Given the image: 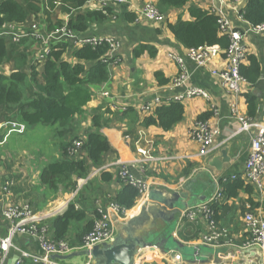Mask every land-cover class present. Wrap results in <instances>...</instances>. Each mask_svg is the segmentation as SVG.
I'll return each mask as SVG.
<instances>
[{
    "label": "crops",
    "instance_id": "0c3cea01",
    "mask_svg": "<svg viewBox=\"0 0 264 264\" xmlns=\"http://www.w3.org/2000/svg\"><path fill=\"white\" fill-rule=\"evenodd\" d=\"M35 1L39 6L38 17H33L34 13H32L29 20L31 24L20 26L25 31H30L32 26H39L41 33H49L58 26V22L67 23L76 15L103 10L99 5L89 1L81 8L70 1ZM145 1L156 5L158 0ZM247 2L248 0H192L181 9H171L161 21L150 22L142 17L143 4L138 0H132L129 5L111 4L108 7L112 9L114 15H108L102 21H91L88 34L115 37L121 45L117 63L109 67V82L90 89L92 98L84 107L85 114L76 116L72 124L75 125L77 133L86 136L94 131L93 115L104 112L108 108L113 112H124L128 108H133L140 116V123L131 124L117 120L113 114L106 115L110 123L101 130V133L108 139L111 151L106 154L104 165L99 169L91 165L88 175L83 179L74 177L72 191L65 194L61 192V187L59 192L52 193L40 183L42 168L50 161L60 160L61 156L60 143L55 144V147L52 144L55 157L48 159L46 151L47 149L51 151L50 139L45 141L40 134L39 146L34 149L41 158L39 166L28 165L30 169L23 171L21 167L15 168L17 164L14 162L12 166L8 164L5 167V173H0V232L6 234L9 226L2 216L3 209L8 205L23 206L26 203L30 204L29 202L43 201L45 203V207L43 206L41 210L31 205L38 216L45 218L44 224L47 223V225L49 220L63 214L70 203H75L78 209L87 212V221L96 220L95 212L106 211L110 203H114L116 194L123 188L124 183L118 177L122 167H126L135 178L146 182L150 191L157 189L168 195L180 194L181 203L187 204L184 210L209 201L217 190L218 180L232 175L237 176V174L244 180L243 169L253 135L241 134L229 141L228 136L237 125L232 117L233 106L237 107L241 115L264 124V36L253 34L244 36L247 58H256L262 67L261 77L256 84L251 85L244 81L241 85V94L234 95L211 73L213 70H226L228 64L223 55L213 58L206 68H200L191 60H187L186 71L190 76L191 85L206 90L210 99L192 98L181 102L184 107L183 120L168 132L156 126L145 128L141 122L146 116L154 114L158 108L152 106L149 111H145L144 108L148 104L157 98L166 100L168 95L182 92V89L170 91L168 85L161 86L156 78V73H161L170 82L176 78L181 68L169 58V54L176 52L179 55H185L187 51L169 31L168 24H174L180 19L193 21L190 9L195 7L203 11L215 12L228 21L233 30L245 32L251 26L241 15ZM128 15H135L136 20L133 21V17ZM7 44L9 49L18 48L12 50L17 55L18 52L27 55L29 64L42 65L39 57L42 56L43 48L38 45V41L26 38L19 45L8 41ZM80 46L73 42L71 49L69 48L70 50L65 54V60L75 63L76 61L70 57V51ZM140 46L154 48L157 52L156 56L150 57L148 53H145L139 58L135 57L134 50ZM14 64L12 59L5 62L0 66V74L9 76L11 70L15 69ZM249 64L247 60L244 62L246 66ZM248 95L254 96L258 102L256 114L252 117L249 116L246 98ZM206 113H211L207 123L221 132L217 138L218 142L226 141V143L213 154L202 157L200 156L201 147L192 140L190 132L199 117ZM57 127L39 126L34 130H27L24 134L13 133L1 148H7L12 158L15 153H20L22 149L26 150L29 141H36L35 134L47 131L51 134V131L54 133ZM49 128L51 131L47 130ZM53 135L55 137V134ZM23 152L26 154L25 151ZM141 152L147 153V157ZM35 156L31 155L37 161ZM84 156L86 157L85 154ZM163 158H171V160H161ZM97 170L100 172L96 173ZM104 172L112 173L115 179L110 183L103 182L101 176ZM6 182L10 183L9 191L4 188ZM47 194L49 196L46 198ZM224 196L225 201L218 204L219 221L215 224L218 230L227 231L228 237L222 239L220 246L216 248H203L200 259L208 260L210 264H264V251L257 247L244 249L250 239L244 221L245 214L252 212L249 211L248 203L250 195L246 191H241L237 199L228 198L225 193ZM252 198L261 205V209L253 213L264 216L262 211L264 210V183L262 193L255 189ZM145 201L146 196H141L136 206L128 211L125 221L116 222V236L124 234L130 237V233L123 230L131 218L138 216ZM175 224H173L174 227ZM83 225L79 224L72 229L69 236L70 242L76 241L75 235L80 232L79 229ZM173 225L169 226L159 221L157 228L161 234L160 237L169 235ZM211 232L212 228L208 220L204 215L199 214L196 222L185 223L179 228L177 239L191 248L201 247L202 240ZM18 241L26 250H39V245L34 239L23 237ZM245 250L251 252L242 258L240 254ZM78 260L82 264L88 262L87 257H75L63 260V263L77 264ZM136 264H172V262L157 249H148L142 252V256L137 257Z\"/></svg>",
    "mask_w": 264,
    "mask_h": 264
},
{
    "label": "trees",
    "instance_id": "16d2710c",
    "mask_svg": "<svg viewBox=\"0 0 264 264\" xmlns=\"http://www.w3.org/2000/svg\"><path fill=\"white\" fill-rule=\"evenodd\" d=\"M70 1L78 8L85 5L87 0H62ZM192 0H158L155 5L161 15H166L171 9H181ZM39 6L35 0H2L0 2V29L7 24L28 26L31 24L32 13L38 17ZM193 21L178 20L174 24H168L169 31L185 49H200L217 47L227 50L231 45L230 37L221 30L219 17L213 12L203 11L199 8L190 9ZM114 12L108 6L101 11L80 14L71 18L67 23L58 22V26L52 31L65 27L68 31L77 34H88L90 22L102 21ZM243 19L251 26L264 24V0H248L242 10ZM132 20H136V16ZM131 20V21H132ZM23 27V26H22ZM25 28V27H24ZM25 40V39H24ZM72 43L59 42L51 46L49 54L42 65L29 64L28 57L23 52L18 55L12 51L18 48H8L7 41L0 38V66L8 60L14 61V67L10 76L0 74V123H21L27 130H34L39 126L57 127L53 134L61 138L60 160H54L46 164L41 170L40 183L53 193L59 192V187L67 185L71 187L73 178H85L93 165L100 168L104 165L105 156L111 151L108 139L101 130L108 126L110 120L106 115H114L117 120L127 121L131 124L140 123V116L133 108L124 112H113L109 108L104 112L93 115L94 131L83 138L72 122L76 116L85 114L84 107L91 101V88H98L107 84L110 80L108 63L104 62L110 51L106 43L96 47L81 45L70 51V57L76 62L65 60V54L70 50ZM70 48V49H69ZM145 53L155 57L157 52L154 48L140 46L134 50V56L139 58ZM249 66H240V75L249 84H256L261 77L262 67L254 57H248ZM157 81L161 86L168 85L169 80L161 73H156ZM28 88V95L25 92ZM247 104L249 116H254L257 111V99L248 95ZM184 107L181 103L163 102L156 108L154 114L142 119L141 125L145 128L159 127L165 132L170 131L175 125L183 120ZM211 113L203 114L200 121H207ZM83 140L81 147V159L72 155L76 148L75 141ZM86 155V157L84 156ZM233 176V175H232ZM232 176L221 182L223 193L228 198L237 199L241 191L250 195L248 203L249 211L261 209V205L252 197L255 189L246 183L237 174L236 179ZM115 179L112 173H102L101 180L110 183ZM141 191L132 185L124 184L123 188L113 199L121 209L132 210L139 199ZM213 220L219 221V205H213ZM264 212V210H262ZM97 219L101 217L95 212ZM47 224V223H46ZM79 224H84L80 232L76 233V241L70 242L69 236L72 229ZM95 220L87 221V212L77 208L75 203H70L66 211L48 221L49 239L54 242L68 241L72 247L81 246L83 238L93 230ZM29 264V263H26Z\"/></svg>",
    "mask_w": 264,
    "mask_h": 264
},
{
    "label": "built area",
    "instance_id": "2783aa9c",
    "mask_svg": "<svg viewBox=\"0 0 264 264\" xmlns=\"http://www.w3.org/2000/svg\"><path fill=\"white\" fill-rule=\"evenodd\" d=\"M2 0H0L1 2ZM99 5L102 9L112 5H129L132 0H87ZM142 5V17L150 22H159L162 20L161 15L154 4L146 2L145 0H138ZM215 13V12H213ZM218 17L219 15L215 13ZM221 30L226 33L231 40V45L227 50H221L217 47H206L200 49H188L185 55H179L176 52L169 54V58L176 62L180 68V74L174 78L169 84L168 89L179 90L182 92L168 95L166 100L157 98L154 102L148 104L144 110L149 111L152 106L158 107L164 101L181 103L186 99L202 98L204 100L210 99L209 93L199 87H194L190 83V76L186 71V62L191 60L200 68H206L209 62L220 55L227 61V68L225 71L213 70L212 75L217 77L224 88L234 95L241 94V85L244 79L240 75V66L247 59V49L244 45V36L246 34H253L256 36H264V24L259 26H249L245 32L233 30L228 21L219 17ZM0 38L6 41L19 45L24 39L30 38L38 41L42 49V56L39 57L40 62L43 63L49 54L51 46L59 43H73L80 45H90L96 47L106 43L110 51L104 59L109 67L116 64L118 59L119 48L121 42L115 37L94 36L90 34H77L68 31L65 27L57 29L53 32L41 33L40 30L34 26L32 30L25 31L17 24H7L0 29ZM107 94L105 93V96ZM232 117L236 120V127L228 136V141L241 134H250L251 146L244 164L243 179L251 184L254 189L263 191L264 183V124L252 120L240 114L236 106H233ZM27 128L21 123H4L0 124V133L2 146L13 134H24ZM221 132L218 128H212L207 121L197 120L190 132L192 140L197 142L200 147V156L206 157L213 154L223 143H219L217 138ZM83 138L85 136L82 135ZM76 148L72 150V155L76 159H81V147L83 140L75 141ZM147 157V153L141 152ZM161 160H171V158H163ZM99 169V168H98ZM100 172L97 170L96 173ZM119 179L127 185H132L139 188L141 196H146L150 191V187L146 182L135 178L126 167H122L119 171ZM236 179V175L231 177ZM226 181L225 178L216 182L217 190L212 198L205 202L187 210L181 214L180 222L177 232L185 223H194L199 214L204 215L211 225L212 232L209 236L204 237L201 244H206L213 247L220 246V241L228 237V232L225 230H218L216 222L213 220V205L220 204L225 201V196L221 188V182ZM9 182H6L4 188L8 190ZM101 217L95 220L94 228L89 232L82 241L81 246L72 247L68 241L54 242L49 239L48 225L44 224V217L38 216L32 206L29 204L23 206L8 205L2 211V216L8 222V229L6 234L0 232V264H8L15 256L18 258L14 264H65L63 260L52 259L54 256L65 257L74 252L88 250L94 246H102L114 242L116 238V222L125 221L128 216V211L121 209L116 203H110L106 211H99ZM247 232L249 234V241L245 244L244 249L257 247L264 251V216L262 214H254L247 212L244 216ZM176 232V236H177ZM29 237L34 239L38 245V251H29L24 249L18 239ZM230 245V244H228ZM87 264H91L89 257Z\"/></svg>",
    "mask_w": 264,
    "mask_h": 264
},
{
    "label": "water",
    "instance_id": "95a60500",
    "mask_svg": "<svg viewBox=\"0 0 264 264\" xmlns=\"http://www.w3.org/2000/svg\"><path fill=\"white\" fill-rule=\"evenodd\" d=\"M182 196L178 193L168 195L164 191L153 189L146 195V201L141 207L138 216L131 218L123 232L130 233V237L116 236L114 242L91 249L74 252L68 256H54L52 259L68 260L75 257H89L91 264H136V259L148 249H157L164 257L169 258L172 264H200L208 263L201 260L203 248H216L206 244L197 247L184 245L175 235L180 222L181 214L187 204L181 203ZM182 208V209H181ZM159 221L172 226L169 235L160 237L157 228ZM249 250L241 252L243 258ZM15 256L8 264H14Z\"/></svg>",
    "mask_w": 264,
    "mask_h": 264
},
{
    "label": "rangeland",
    "instance_id": "374dc122",
    "mask_svg": "<svg viewBox=\"0 0 264 264\" xmlns=\"http://www.w3.org/2000/svg\"><path fill=\"white\" fill-rule=\"evenodd\" d=\"M46 1V0H45ZM44 1V2H45ZM33 27L34 26H32L31 28H30V30H32L33 29ZM37 28H39V26H36ZM39 49H40V47H38ZM13 70H14V68L11 70V72H10V74H8L9 76L12 74V72H13ZM25 92H26V94L28 95V92H29V90H28V88H25ZM3 123H5V122H2V124ZM44 126V125H43ZM47 130H50L51 131V129L49 128V129H47ZM40 134H42V137H44L45 138V141L49 138L50 139V141H49V144H51V151L49 150L48 151V149H47V151H46V153H47V156H49L48 157V159H52V158H54L55 157V155H54V153H55V151H54V149H53V147H55V144H58V143H62V140L63 139H61V138H57L56 136L54 137V135H53V133H52V131H51V134H49V131H47V132H38L37 134H35L36 136H35V138L34 139H36V141H33V142H31V141H29L28 142V144H27V149L26 150H21L20 151V153H15L14 154V156L12 157L14 160L12 161V158H11V153H9V151H8V149L7 148H4V149H2L1 148V146H0V173H5L6 172V166L9 164V166H12V163H14V162H16V164H17V166H15V168H17V167H21L22 168V170L24 171V170H26L27 168H29L30 169V167L28 166V165H31V166H39V164H40V161H41V158H39L40 156H38L36 153V151L34 150L35 149V147H38L39 146V139H40ZM48 135V136H47ZM52 144H53V147H52ZM56 150V149H55ZM23 151H25L26 152V154H24V152ZM34 155H33V154ZM31 155H32V157L33 156H35V157H37V161L35 160V159H33L32 157H31ZM15 158H17V159H15ZM57 160V159H56ZM54 161V160H53ZM51 162V161H50ZM72 185V184H71ZM61 189H62V193H70L71 191H72V187H69V186H67V185H62L61 186ZM53 193V192H52ZM53 195H55V194H53ZM80 195V193L78 194V196ZM49 196V194H47L45 197L47 198ZM46 199H44V201H45ZM30 204V206H32V205H34L38 210L40 209H42V207L44 206L45 207V203H43V201H39V203L38 202H29ZM26 204H28V203H26ZM32 204V205H31ZM14 205H16V204H14ZM24 205V204H23ZM16 206H20V205H16ZM193 227V226H192ZM192 230V229H191ZM70 264H72V263H70ZM77 264H82V262L80 261V260H78V263Z\"/></svg>",
    "mask_w": 264,
    "mask_h": 264
}]
</instances>
